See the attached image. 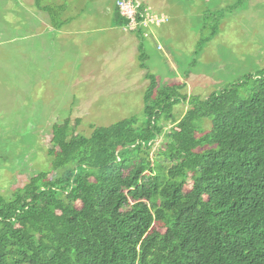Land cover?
<instances>
[{"label": "trees", "instance_id": "16d2710c", "mask_svg": "<svg viewBox=\"0 0 264 264\" xmlns=\"http://www.w3.org/2000/svg\"><path fill=\"white\" fill-rule=\"evenodd\" d=\"M146 78L145 121L52 126L49 168L0 196V264H264V73L191 97L158 158L187 96Z\"/></svg>", "mask_w": 264, "mask_h": 264}, {"label": "rangeland", "instance_id": "374dc122", "mask_svg": "<svg viewBox=\"0 0 264 264\" xmlns=\"http://www.w3.org/2000/svg\"><path fill=\"white\" fill-rule=\"evenodd\" d=\"M116 1L0 0V196L49 168L54 124L79 120L76 133L89 137L126 119L145 121L148 74L160 87L184 84L187 96L161 121L149 154L158 158L163 133L191 97L264 73V0H141L153 23L133 31ZM209 122H198V137Z\"/></svg>", "mask_w": 264, "mask_h": 264}, {"label": "built area", "instance_id": "2783aa9c", "mask_svg": "<svg viewBox=\"0 0 264 264\" xmlns=\"http://www.w3.org/2000/svg\"><path fill=\"white\" fill-rule=\"evenodd\" d=\"M116 7L121 17L128 21L125 27L128 30L133 31L146 22L153 23L148 15L150 9L144 6L141 0H118L116 1ZM138 17L140 20H138Z\"/></svg>", "mask_w": 264, "mask_h": 264}]
</instances>
